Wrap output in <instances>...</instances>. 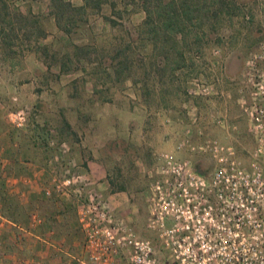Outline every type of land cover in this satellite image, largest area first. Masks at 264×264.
Wrapping results in <instances>:
<instances>
[{"label": "rangeland", "instance_id": "rangeland-1", "mask_svg": "<svg viewBox=\"0 0 264 264\" xmlns=\"http://www.w3.org/2000/svg\"><path fill=\"white\" fill-rule=\"evenodd\" d=\"M162 1L177 10L182 3L186 8L187 1L190 21L180 10L178 20L161 26L156 0H151L154 13L146 26V13L132 0H106L100 11L71 9L59 16L55 14L61 9L58 0H0V121L5 123L7 110L24 106L30 111L29 126L47 122L59 128L65 117L84 123L90 117L84 109L93 114L100 107H89L84 93L98 91L95 98L117 104L113 107L117 114L113 115L109 102L105 116L108 124L124 126L119 160L113 166L143 214L155 181L166 189L161 173L164 153L186 161L207 182L220 166L214 143L229 148L222 155L231 157L235 165L248 170L258 164L264 172V0ZM109 2L116 3L120 15L112 14ZM45 30L50 36L54 30V37L37 49L30 47L31 37L42 31L47 34ZM20 40L26 45L19 48ZM52 60L63 71L60 78L43 67V61ZM49 75H53L50 80ZM35 91L59 95L35 99ZM71 92L81 94L80 115L61 109L63 104L69 108ZM13 96L17 101H12ZM171 222L168 219L166 224ZM134 230L161 250L158 232L148 222Z\"/></svg>", "mask_w": 264, "mask_h": 264}, {"label": "built area", "instance_id": "built-area-1", "mask_svg": "<svg viewBox=\"0 0 264 264\" xmlns=\"http://www.w3.org/2000/svg\"><path fill=\"white\" fill-rule=\"evenodd\" d=\"M4 118L22 130L30 111L16 107L7 110ZM49 143L57 148L47 161L51 179L43 194L56 192L76 208L83 250L70 256L73 264H264V172L258 164L241 168L222 155L229 148L214 143L220 166L207 182L186 161L164 153L161 173L166 189L155 181L147 218L148 226L158 232V250L151 239L137 236L128 222L115 215L109 201L89 187L87 174L66 157L69 149L64 142ZM33 220L30 227L12 225L19 235L36 236L51 245L49 239L34 235L33 228L42 222L35 214ZM2 249L0 241V264H5ZM6 264L50 263L15 257Z\"/></svg>", "mask_w": 264, "mask_h": 264}, {"label": "crops", "instance_id": "crops-1", "mask_svg": "<svg viewBox=\"0 0 264 264\" xmlns=\"http://www.w3.org/2000/svg\"><path fill=\"white\" fill-rule=\"evenodd\" d=\"M57 33H59L58 30ZM49 36L42 31L35 38L31 37L32 40L28 45L37 49L38 45L41 47L48 41ZM51 37H54V30ZM7 38L5 37L7 44H11V39ZM28 38L26 37V40ZM23 45H26L25 41L20 40L18 47ZM42 50L48 51V48L44 47ZM42 64L50 72L57 73L55 79L63 76L60 65L54 60L43 61ZM44 77L47 80V74ZM49 77L50 80L53 75ZM79 79L80 77L75 81ZM96 94H99L96 90L84 93L88 98V105L90 103L89 107L97 104L100 106L93 114L90 108L84 109L83 113L87 111V115L90 116L84 123L79 122L76 117H65L66 123L59 128L49 126L47 122H39V124L30 123V126L17 130L7 121L4 120L5 123L0 121V222H3V226L0 225V241L3 245L2 250L6 254L5 264L15 257L36 258L50 264H73L70 256L79 254L83 250V235L78 226L76 208L69 200L60 197L56 192L49 196L43 194L44 188L50 185L51 179V170L47 161L57 148L50 145V140H54L56 144L65 143L69 149L66 157L70 158L80 171L87 174L89 187L97 190L109 201L117 217L124 219L133 228L139 227L141 222H147V207L145 206V214H143L140 206L131 198L132 191L127 184L118 180V168L113 166V163L119 160L117 149L122 147L120 143L125 137L124 126L114 122L108 124L105 116L107 105L111 101L107 98H95ZM55 95L59 93L40 94L39 91H35L33 97L52 100L55 99ZM67 95L69 108H65L63 104L61 109L70 112L73 116L80 115L82 106L77 99L81 94L71 92ZM40 101L38 100L39 103ZM110 106L114 115L116 109L114 111L113 107L117 104L112 103ZM37 108L39 106L37 107L36 104L35 109ZM53 109L50 108V110ZM96 114L99 118L93 120L92 116ZM133 126H129L130 131H126L127 137L131 134ZM58 132L61 135L56 136ZM33 214L42 222L33 228L34 235L49 239L52 242L51 245L37 240L36 236L19 235L13 227L12 224L30 227V222H34ZM76 229L81 232L82 238Z\"/></svg>", "mask_w": 264, "mask_h": 264}, {"label": "trees", "instance_id": "trees-1", "mask_svg": "<svg viewBox=\"0 0 264 264\" xmlns=\"http://www.w3.org/2000/svg\"><path fill=\"white\" fill-rule=\"evenodd\" d=\"M54 1L55 0H53V2ZM132 1H133L132 2V4H133L137 0L136 1L132 0ZM156 2H157V4H156L157 5V10H155V11L157 12V15H158L159 18H163L161 26H167L169 24H172L173 20L176 17H177V20H178V15H181L182 13L190 21L191 16H190L189 12H190V10L192 11V9H190L189 6L187 5V1H184L185 5H186V8H184L185 6L183 5V3L180 4V6H179L180 10H181V14L178 13L180 10H177L176 8H174L171 3H164L162 0H156ZM104 3H106V0H104V2H103V0H82V3L79 6H74L69 1L58 0V5L57 6H59V8H61V9H59L58 12H55V14L57 16H59L58 15L59 13L62 14L64 12H66V10L68 11V10H71V9H73V11L76 10V11L81 12V13L84 12L85 10L89 9V8L90 9H95L96 11H100L101 7H102V5ZM137 3H139L140 8H142V10L146 13V18H145L143 24L145 26L149 25L150 19L152 17V14L154 13V10L152 9V6H151V4H152L151 0H141V2L137 1L136 4ZM109 5L111 6V9H113L112 14H117V13L119 14L120 13V11L116 10V3L115 2H109ZM169 7L172 8L171 12L167 11V9ZM105 18L108 21H110L112 24L115 23V20H113V18L111 16H105ZM171 19H172V22H171ZM73 21H74V19H73ZM57 25H58V28L62 29L63 26L60 25L59 19H57ZM64 28L65 29H63V30L65 32H70L69 28H67V27H64ZM155 36L157 37L156 34H155ZM63 67H64V65H63ZM14 108H16V107H14ZM14 108H12V109H14ZM28 126H29V120H28V124H27L26 127H28ZM46 141H48V139Z\"/></svg>", "mask_w": 264, "mask_h": 264}]
</instances>
